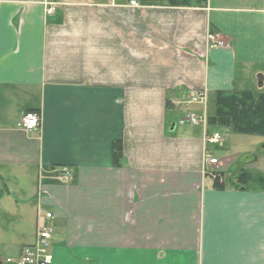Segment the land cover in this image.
<instances>
[{"label": "crops", "instance_id": "crops-1", "mask_svg": "<svg viewBox=\"0 0 264 264\" xmlns=\"http://www.w3.org/2000/svg\"><path fill=\"white\" fill-rule=\"evenodd\" d=\"M45 1L0 0V264L41 209L52 264H264V135L206 112L220 91L264 93V0Z\"/></svg>", "mask_w": 264, "mask_h": 264}, {"label": "built area", "instance_id": "built-area-1", "mask_svg": "<svg viewBox=\"0 0 264 264\" xmlns=\"http://www.w3.org/2000/svg\"><path fill=\"white\" fill-rule=\"evenodd\" d=\"M112 4L138 6L139 0H125V3L118 2L119 0H109ZM46 13H52L56 9L57 2L53 0H46ZM208 43L211 47H218L226 45V40L221 33L216 31H209L207 34ZM192 100H205L206 91L204 89L194 90ZM42 121V114L38 110H27L21 117V126L27 130H33L40 126ZM180 122H190L197 125H205L208 123L206 115L200 116L193 111H187L180 119ZM224 135L221 131L215 130L207 132L205 135L206 143L210 145H219L223 143ZM205 162L209 164L219 163V158L214 156L210 150H205ZM71 176L69 169L61 170L59 178L61 181H68ZM55 214L52 210L41 209L38 221L36 239L33 243L25 245L19 256H6L1 259L2 264H52L54 260V253L51 245L53 243V236L55 234V225L53 218Z\"/></svg>", "mask_w": 264, "mask_h": 264}, {"label": "trees", "instance_id": "trees-1", "mask_svg": "<svg viewBox=\"0 0 264 264\" xmlns=\"http://www.w3.org/2000/svg\"><path fill=\"white\" fill-rule=\"evenodd\" d=\"M209 120L213 124L232 127L236 131L264 135V93L257 97L250 90L220 91L217 97L216 112L209 117ZM113 151L115 156L122 154L121 141L113 144ZM241 175H247L250 178L255 176V173L244 171Z\"/></svg>", "mask_w": 264, "mask_h": 264}, {"label": "rangeland", "instance_id": "rangeland-1", "mask_svg": "<svg viewBox=\"0 0 264 264\" xmlns=\"http://www.w3.org/2000/svg\"><path fill=\"white\" fill-rule=\"evenodd\" d=\"M216 109H217V103L214 101V100H210L209 101V103H208V111L206 110V112H207V114L208 115H214L215 114V112H216ZM177 112H175V115L177 116ZM175 117V116H174ZM218 125H222V124H218ZM232 128V127H231ZM217 129V128H216ZM233 129V128H232ZM221 130V129H220ZM222 131V130H221ZM248 133H251V134H258V133H255V132H248ZM222 134H223V131H222ZM260 135H262V134H260ZM215 150H216V148H215ZM223 150V149H222ZM221 149H220V151H215V155L217 156V154L218 155H221L222 154V151ZM214 154V153H213ZM218 158H219V156H217Z\"/></svg>", "mask_w": 264, "mask_h": 264}, {"label": "water", "instance_id": "water-1", "mask_svg": "<svg viewBox=\"0 0 264 264\" xmlns=\"http://www.w3.org/2000/svg\"><path fill=\"white\" fill-rule=\"evenodd\" d=\"M262 78H263V75H262V74H260V75H259L260 84H262V81H263V80H262Z\"/></svg>", "mask_w": 264, "mask_h": 264}]
</instances>
